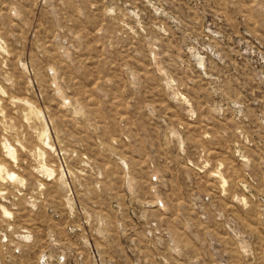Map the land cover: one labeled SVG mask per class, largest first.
Here are the masks:
<instances>
[{
	"label": "rangeland",
	"instance_id": "rangeland-1",
	"mask_svg": "<svg viewBox=\"0 0 264 264\" xmlns=\"http://www.w3.org/2000/svg\"><path fill=\"white\" fill-rule=\"evenodd\" d=\"M0 264H264V0H0Z\"/></svg>",
	"mask_w": 264,
	"mask_h": 264
}]
</instances>
